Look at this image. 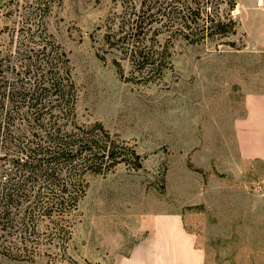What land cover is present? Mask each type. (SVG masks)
Instances as JSON below:
<instances>
[{"label": "rangeland", "instance_id": "1", "mask_svg": "<svg viewBox=\"0 0 264 264\" xmlns=\"http://www.w3.org/2000/svg\"><path fill=\"white\" fill-rule=\"evenodd\" d=\"M198 1L229 12V0ZM235 2L233 34H161L169 62L148 77L103 43L131 12L120 0H0V79L28 87L47 70V43L65 53L76 122L101 123L143 157L139 169L87 173L76 209L60 223L36 214L31 246H7L0 264H264V0ZM2 100L0 132L9 126L24 144L44 133L28 102ZM43 103L58 107L53 95ZM3 145L0 168L16 181L15 147L6 156Z\"/></svg>", "mask_w": 264, "mask_h": 264}, {"label": "trees", "instance_id": "2", "mask_svg": "<svg viewBox=\"0 0 264 264\" xmlns=\"http://www.w3.org/2000/svg\"><path fill=\"white\" fill-rule=\"evenodd\" d=\"M228 2L229 12L224 15L211 11L207 1L202 4L198 0H120L121 4L131 8V12L107 27L103 43L125 53L134 70L150 77L161 73L169 62L168 45L158 39L164 32L169 38L179 30L192 42L235 33L237 21L232 11L236 2ZM47 47V43H42L39 51L43 56L37 55L43 58L40 64L47 70L38 73L37 76L40 75L28 87L24 84L11 87L5 79H0L2 101L9 98L14 102L20 99L28 102L26 113L31 111L30 117L40 122L39 129L44 132L33 133L39 139L33 138L25 144L13 135V130L9 132V126H3L0 132V143L5 144L6 156L15 147L17 155L10 156L9 162L23 172L18 180L11 182V172L0 168V253L4 254L3 249L16 242L26 250L31 246L34 240L31 237L37 228V222H33L36 214L41 213V216L51 218V222L60 223L64 215L76 209L86 192L87 173H103L120 163L134 169L142 167L143 157L137 150L113 137L101 123L84 125L76 122L73 82L68 75L66 84L61 76L67 62L63 57L65 53H53L52 49L46 53ZM45 76L48 77L44 79ZM48 95L55 96L58 107L46 108L43 102ZM45 115H48L47 120ZM17 199L27 203L20 217L21 210L18 209V213L11 215ZM32 224L34 228L30 229Z\"/></svg>", "mask_w": 264, "mask_h": 264}, {"label": "crops", "instance_id": "3", "mask_svg": "<svg viewBox=\"0 0 264 264\" xmlns=\"http://www.w3.org/2000/svg\"><path fill=\"white\" fill-rule=\"evenodd\" d=\"M175 254V252H172V254ZM166 254H168L169 256H170V252L169 251H167V253ZM197 255V257L199 256V254H196ZM197 262H199V261H197Z\"/></svg>", "mask_w": 264, "mask_h": 264}]
</instances>
